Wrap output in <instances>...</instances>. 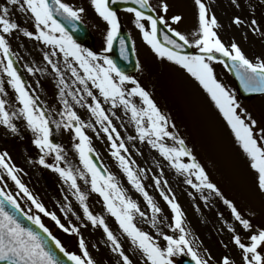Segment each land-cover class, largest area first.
<instances>
[{"label":"rangeland","instance_id":"obj_1","mask_svg":"<svg viewBox=\"0 0 264 264\" xmlns=\"http://www.w3.org/2000/svg\"><path fill=\"white\" fill-rule=\"evenodd\" d=\"M5 2L6 0H0V7ZM64 2L74 8L84 9L80 13L79 21L88 28L91 36L94 37V51L92 52L97 56H107L108 51L105 49L110 26L95 11L91 0H64ZM202 2L208 8L209 16L216 17L218 26L214 28V31L226 47L235 42L246 57L254 63L258 59L264 60V34H262L264 33V4H261L260 0H240L242 8L235 7L231 0H202ZM149 3L156 15L164 17L166 22L164 24L167 28L171 27L179 31L189 39L190 43L194 41L199 33V7L195 0H149ZM163 3L168 4L167 13L161 8ZM116 15L132 39L134 55L137 64H139L137 72L130 76L137 80L149 93L161 113L168 117L167 130L178 139L184 140L186 147L191 150L196 162L204 168L209 179L217 185L225 198L233 201L242 217L250 221L252 228L248 231L244 230L233 218L230 209L215 193H210L207 189L202 192L197 191L186 182L187 179H191L193 183H198L195 175L189 177L187 173H178L170 162L147 142V139L141 142L138 138L136 125L131 120V114L125 113L122 106L113 108L112 104L105 101L99 94V90L94 88L89 81L88 88L100 101L119 133L120 139L116 142L119 143L122 140L128 149L127 152L121 154L130 162L134 161L131 163L133 171L137 173L154 203L162 209L157 214L158 223L156 227H153L152 212L143 195L129 183L118 160L111 154L113 149L108 134L101 130V126L96 123V118L88 110L87 104L92 102V98L82 91L84 85L74 83L75 77L65 65L63 54L55 50L57 55L51 58L54 63L58 64L64 80L69 86L66 92L76 93L77 98L84 96V100L80 104L75 103L71 95L66 94L65 98L81 120L88 125L83 131L89 137L90 146L94 149L92 154L99 159L107 173L115 178V182L124 195L135 201L140 210L146 213V217L134 213L133 223L151 235L157 244L162 247L166 245L162 236L157 235L158 231L174 237H178L180 234L178 230H172L174 214L161 196V191H163L169 198L174 197L175 202L179 204L183 213L184 227L188 231L187 238L201 257L205 259L211 257L210 264H217L225 256L229 257L233 264H244L242 250L232 242L234 233L228 231V226H233L236 229L235 234H239L246 244L250 243L248 237L251 234L264 230V193L258 190L256 171L251 168L250 160L236 140L227 120L203 86L186 69L166 58L159 57L154 52L144 40L143 33L136 27L134 15L125 13V11L118 12ZM177 15L181 19L174 22L172 17ZM237 16L244 21L242 25L238 26L233 22ZM12 19L27 27L28 30L35 31L32 21L24 24V16L21 13L14 12ZM251 19L257 20L259 31H253L249 23ZM141 22L144 23L145 30L150 31L148 23ZM9 42L14 53L12 57L14 67L25 82L26 88L34 98H38L39 107L46 110L51 120H60L61 117L58 113L63 110L64 105L59 94V77L44 59L45 53L50 54L53 49L35 39L24 37L22 34H13L9 37ZM83 48L88 49L87 47ZM190 48L199 52L194 44ZM215 55L226 58L219 53ZM2 59L3 57L0 60ZM99 63L103 64V60H100ZM208 63L213 68L216 80L228 92V88L232 91L231 76L224 62L208 61ZM26 66L32 67L34 70L39 69V71L29 73ZM75 66L83 75L78 65ZM2 68L3 65L0 64V80L3 81L6 95L0 94V97L7 101L6 109L10 113L18 112L20 105L16 100L14 90L7 83L8 77L3 73ZM133 86L125 84L124 87L130 90ZM77 89H81V91L77 92ZM233 91L242 98L236 89ZM240 98L237 96L235 98L240 105L237 112L246 122H249V116L257 121L254 131L255 135L259 137L260 129L264 128V97L242 98L243 101ZM129 99L138 108L145 107L140 97L135 96ZM113 112L115 116H112ZM14 123L20 129L19 135L7 133V130L0 126V151L6 150L11 157L10 163L21 170L17 173L18 178L30 193L45 206L48 212L54 213L66 227L72 225L78 227L79 235L64 232L62 228L61 234L57 228L59 226L52 219L43 221L44 225L53 236L61 241L67 251L78 255L82 254L79 248V240L82 236L96 264H122L118 254L112 252V246L107 241L103 229L92 227L86 220L83 210L69 186L64 183L58 173L38 163L42 153L33 143L34 135L27 128L23 118L15 117ZM50 126L53 130L50 139L64 149V161H61V166L71 165L74 171L83 170V165L80 163L79 155L74 147L78 143V140L74 139V133L63 128L57 129L55 123ZM112 135L115 139L116 133ZM129 137L134 139H129ZM162 142L170 147H179L175 140L167 136L163 138ZM260 143L264 146V140H261ZM54 155L53 153L46 156V161L54 163ZM183 160L190 162L187 157H184ZM42 173L51 179L52 186L47 184ZM0 176L3 177V180H0V188L11 193L25 213L37 215V211L25 199L26 196L23 193V197L20 196V190L7 177L3 169H0ZM157 178L160 180L159 187L156 185ZM77 183L87 196L86 203L89 210L94 215L104 218L133 264H145L146 258L132 244L130 238L123 233L116 218L107 211L103 197L92 191L90 182L86 183L84 179L78 177ZM203 197H207V201ZM66 207L71 208L67 215L62 210ZM68 234L75 235L73 244L69 240ZM259 251L264 254V245ZM184 255L190 257L186 252L177 254L171 258L173 264H178Z\"/></svg>","mask_w":264,"mask_h":264},{"label":"snow or ice","instance_id":"obj_2","mask_svg":"<svg viewBox=\"0 0 264 264\" xmlns=\"http://www.w3.org/2000/svg\"><path fill=\"white\" fill-rule=\"evenodd\" d=\"M195 2L199 7V33L194 41L190 43L185 35L171 27L168 28V31L172 33L173 37L182 41L183 45L191 46L194 44L201 53L199 55L181 54L180 49L183 45L178 43L177 39H173L167 35L163 38V44L160 42L157 38V22H166L162 16L157 15L153 18L151 15H146V11L154 10L149 0H132V3L138 5V8L130 7L127 11L134 13L136 27L143 33L144 40L151 46L154 52L159 57L166 58L168 61L186 69L209 93L216 107L227 120L236 140L249 158L251 168L256 171L258 190L264 193V146L260 143L261 140H264V128L260 129L261 135L257 137L254 131L257 121L250 116L248 117L249 122L241 118V115L237 112L240 105L237 103L235 97L216 80L213 68L208 63V61L215 59L216 53H219L231 61V66L246 92L264 94V60L258 59L254 63L246 57L235 42L226 47L217 36L216 31H214V28L218 26L216 17L214 15L209 16L208 8L202 0H195ZM231 3L237 8L243 7L240 0H231ZM260 3L264 4V0H260ZM91 4L99 16L110 26L107 32V47L105 49V51H110L113 47V41L119 33L117 15L110 9L108 0H91ZM161 8L167 13L168 4L163 3ZM83 11V8H74L65 3L64 0H6L5 4L0 7V56L3 57L0 60V64L3 65L2 71L8 77L7 83L14 90L16 100L20 105L18 112L10 113L6 109L7 101L0 97V126L5 128L7 133L19 135L20 129L14 123V118H23L27 128L34 135L33 143L42 153L38 163L58 173L64 183L69 186L72 194L79 202L86 220L92 227L103 229L107 241L112 246V252L118 254L122 260V264H133V261L125 254L121 243L110 230L104 218L94 215L89 210L86 203L87 196L81 191L77 183L78 177L84 179L86 183L90 182L92 191L99 193L103 197L107 211L116 218L123 233L130 238L132 244L146 258L145 264H173L171 258L185 252L195 264H210L211 257L208 259L201 257L187 238L188 231L184 227L183 213L179 204L175 202L174 197L169 198L161 191V196H163L174 214L172 230H178L180 234L178 237H174L158 231L157 235L162 236L166 242V245L162 247L156 243L151 235L142 231L133 223L134 213H139L141 217H146V213L140 210L135 201L124 195L115 182V178L110 173H107L106 169L102 170L94 162L91 155L94 149L90 146L89 137L83 131L88 125L81 120L65 98L66 94L71 95L75 103L80 104L84 100V96L77 98L76 93L66 92L69 86L66 84L58 64L54 63L51 58L57 55V51L55 50L63 54L65 65L71 70L72 76L75 77L74 83L84 85L82 91L92 98V102L87 104L88 110L96 118V123L101 126V130L108 134V139L111 141V148L113 149L111 154L118 160L119 166L127 175L129 183L143 195L148 208L152 212L151 223L153 227H156L158 223L157 214L162 209L154 203L137 173L133 171L131 163H134V161L130 162L121 154L122 152H127L128 149L122 140L119 143L116 142V140L120 139L119 133L109 115L101 106L100 101L96 98L93 91L88 88L89 81H91L94 88L99 90V94L104 100L112 104L113 108L122 106L125 113L131 114V120L136 125L138 138L141 142L147 139V142L154 149L158 150L161 156L168 160L178 173H187L189 177L195 175L198 183H193L191 179H187L186 182L197 191L202 192L204 189H207L210 193H215L227 208L230 209L233 218L239 222L244 230L248 231L252 228L250 221L242 217L233 201L225 198L217 185L209 179L204 168L196 162L191 150L186 147L184 140L178 139L167 130L169 124L168 117L161 113L149 93L137 80L121 71L108 56H97L94 52L83 48L76 42L69 32V27L73 31L76 30L75 22L81 19L80 13ZM14 12H19L24 16V24L32 21L35 31L28 30L27 27L12 19ZM172 19L174 22H178L181 17L177 15L173 16ZM145 20L150 22L151 31L145 30V25L141 22ZM233 22L238 26L244 23L239 16ZM249 23L254 32L259 31L256 19H251ZM13 34H22L24 37L35 39L53 49L50 54L45 53L44 59L51 65L53 72L59 77V94L61 102L64 105L63 110L58 113L61 117L60 120H51L46 110L39 107L37 103L38 98H34L30 94L25 86V82L14 67L12 59L14 53L9 42V37ZM120 55L124 58L128 56V49L123 39L120 40ZM100 60H103V64L99 63ZM75 65H78L83 75L79 73ZM137 67L139 68V64ZM27 70L29 73L39 71V69L34 70L32 67H27ZM125 84H132L134 86L130 90H127L124 87ZM76 91L80 92L81 89H77ZM0 94L6 95L2 80H0ZM135 96L140 97L145 107L138 108L129 99ZM112 116H115L114 112ZM52 123H55L57 129L63 128L74 133V139L78 140V143L74 147L79 155L80 163L83 165V170L74 171L71 165L66 167L61 166V161H64V149L61 145L53 143L52 139H50L53 131L50 126ZM113 133H116L115 139H113ZM166 136L175 140L179 144V147H170L163 143L162 140ZM129 139L134 138L129 137ZM53 153L55 154V162L48 163L45 157ZM184 157H187L190 162H184ZM10 160L11 157L6 150L0 151V169L4 170L7 177L15 183L20 192L32 202L35 209L45 216H50L65 232L79 235L78 227L75 225L66 227L54 213L48 212L45 206L30 193L29 189L18 178L17 173L21 170L10 163ZM0 180H3L2 176H0ZM165 183L167 182L165 181ZM156 185L157 187L160 186L158 178L156 179ZM203 199L207 201V197H203ZM62 210L67 215V212L71 211V208L66 207ZM17 213L23 215L26 220L30 221L40 231H35L33 228L23 224ZM228 231L234 233L232 242L242 250L244 264H264V254L259 251L261 246L264 245V230L251 234L248 237L250 240L248 244L243 242L239 234H235L236 229L233 226L229 225ZM41 233L44 235H41ZM45 237H47V240ZM48 241H51L55 249H58L70 264H96L82 236L79 240V248L82 254L78 255L67 251L61 241L53 236L44 223H42L39 215L24 213L15 197L10 192L0 189V264H63V261L48 244ZM217 264H233V262L229 257L225 256Z\"/></svg>","mask_w":264,"mask_h":264},{"label":"water","instance_id":"obj_3","mask_svg":"<svg viewBox=\"0 0 264 264\" xmlns=\"http://www.w3.org/2000/svg\"><path fill=\"white\" fill-rule=\"evenodd\" d=\"M108 5H109L111 10H119V9H124V8L128 9L130 7L131 8H138V5L132 3V0H115V2H113V0H108ZM146 15H151L153 18H155L150 11H146ZM157 28H158L157 38L160 40V42L162 44L164 42L163 41L164 36L167 35L173 39H177V42L183 45V42L179 41L178 38L173 37L172 34L170 32H168L162 26V24L160 22H157ZM69 31L75 37V39L78 40L79 42L88 41V36H87L85 29L82 26L81 27L78 26L77 23H76V30L73 31L71 29V27H69ZM121 39L124 40L125 46L128 49L127 58H124L120 55V40ZM180 51H181V54H184V55H191L192 54V52H190V49L188 48L187 45H183V47L180 49ZM132 54L133 53H132V49L130 47L128 38L126 37V35L122 31H120L118 33L117 38L113 41V47H112L111 53L109 55L110 59H112L116 63V65L121 69V71H123L126 74V73L133 72L135 70L136 65H135L134 58H133ZM227 63L229 64L234 75L236 76L235 70L231 66V61L227 60ZM236 78H237V76H236ZM243 91L246 92L245 90H243ZM93 160L95 163H97V160L94 157H93ZM57 251H58V249H57Z\"/></svg>","mask_w":264,"mask_h":264}]
</instances>
